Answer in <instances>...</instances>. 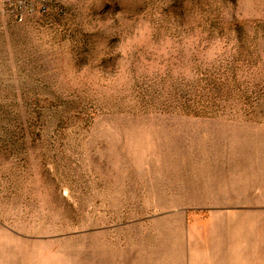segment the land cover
<instances>
[{"label":"rangeland","instance_id":"obj_1","mask_svg":"<svg viewBox=\"0 0 264 264\" xmlns=\"http://www.w3.org/2000/svg\"><path fill=\"white\" fill-rule=\"evenodd\" d=\"M42 12L0 10V264H264V0Z\"/></svg>","mask_w":264,"mask_h":264},{"label":"built area","instance_id":"obj_2","mask_svg":"<svg viewBox=\"0 0 264 264\" xmlns=\"http://www.w3.org/2000/svg\"><path fill=\"white\" fill-rule=\"evenodd\" d=\"M47 5L48 0H7L5 4L0 0V10L6 7L7 12L19 22H22L26 15L47 10Z\"/></svg>","mask_w":264,"mask_h":264},{"label":"bare ground","instance_id":"obj_3","mask_svg":"<svg viewBox=\"0 0 264 264\" xmlns=\"http://www.w3.org/2000/svg\"><path fill=\"white\" fill-rule=\"evenodd\" d=\"M44 11H45V10H43V12H44ZM43 12H42V13H43Z\"/></svg>","mask_w":264,"mask_h":264}]
</instances>
